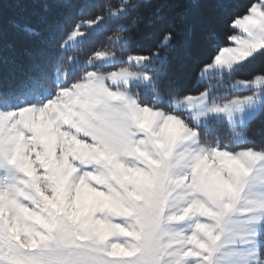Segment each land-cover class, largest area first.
Instances as JSON below:
<instances>
[{
    "label": "snow or ice",
    "instance_id": "1",
    "mask_svg": "<svg viewBox=\"0 0 264 264\" xmlns=\"http://www.w3.org/2000/svg\"><path fill=\"white\" fill-rule=\"evenodd\" d=\"M182 2L43 0L78 13L0 87V264H264V0H212L227 30L174 63ZM20 31L0 0V71Z\"/></svg>",
    "mask_w": 264,
    "mask_h": 264
},
{
    "label": "trees",
    "instance_id": "2",
    "mask_svg": "<svg viewBox=\"0 0 264 264\" xmlns=\"http://www.w3.org/2000/svg\"><path fill=\"white\" fill-rule=\"evenodd\" d=\"M75 2V0H72ZM212 0H183L175 7L166 8L162 11L164 23L173 27L179 34L177 53L174 55V63L185 53L192 56L206 55L204 43L205 34L216 31L220 34L226 29L215 17L210 7ZM199 5V6H197ZM3 13L5 21L17 20L21 23L27 22L31 31H20L11 33L8 40L7 64L0 71V87H13L23 77L28 67L38 60L43 51V39L46 35L45 24H58L68 16H75L78 10L68 9H46L43 0H3ZM44 34V35H42ZM129 35L132 36L130 51L139 52L158 40V29L145 27L143 24L132 28ZM111 46L107 43L105 36L100 35L90 43L89 47ZM195 79L190 77L184 81L186 87L194 86ZM193 95L197 94L195 92Z\"/></svg>",
    "mask_w": 264,
    "mask_h": 264
}]
</instances>
